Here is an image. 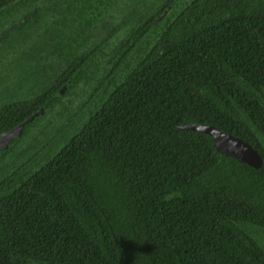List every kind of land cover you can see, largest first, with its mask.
<instances>
[{
	"label": "trees",
	"instance_id": "trees-1",
	"mask_svg": "<svg viewBox=\"0 0 264 264\" xmlns=\"http://www.w3.org/2000/svg\"><path fill=\"white\" fill-rule=\"evenodd\" d=\"M31 116L0 264H264V0H0V134Z\"/></svg>",
	"mask_w": 264,
	"mask_h": 264
},
{
	"label": "water",
	"instance_id": "water-1",
	"mask_svg": "<svg viewBox=\"0 0 264 264\" xmlns=\"http://www.w3.org/2000/svg\"><path fill=\"white\" fill-rule=\"evenodd\" d=\"M42 112V110L39 111L40 114ZM37 114L38 113L35 115ZM33 117L34 116L29 117L27 120H25V122L19 124L14 129L1 133L0 150L6 149L14 138L19 137L22 133L25 123L30 122ZM179 128L195 130L210 135L213 138V146L217 152L226 156H231L239 162H244L254 168H259L262 164V159L254 147L242 139L237 138L228 132H224L215 126L192 123L180 125Z\"/></svg>",
	"mask_w": 264,
	"mask_h": 264
},
{
	"label": "rangeland",
	"instance_id": "rangeland-1",
	"mask_svg": "<svg viewBox=\"0 0 264 264\" xmlns=\"http://www.w3.org/2000/svg\"><path fill=\"white\" fill-rule=\"evenodd\" d=\"M45 124V122L43 121V120H39L38 122H36L35 123V125L39 128V129H41V126H43ZM38 134L36 133V135H35V133L33 132V130L30 132V137H32V136H37ZM27 140H28V138L27 137H24L23 138V142L21 143V144H25L26 142H27Z\"/></svg>",
	"mask_w": 264,
	"mask_h": 264
}]
</instances>
